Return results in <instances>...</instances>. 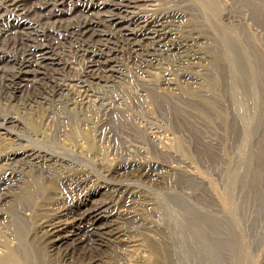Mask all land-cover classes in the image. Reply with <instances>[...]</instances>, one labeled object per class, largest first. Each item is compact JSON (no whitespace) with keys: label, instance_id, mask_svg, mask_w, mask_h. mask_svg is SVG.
<instances>
[{"label":"rangeland","instance_id":"rangeland-1","mask_svg":"<svg viewBox=\"0 0 264 264\" xmlns=\"http://www.w3.org/2000/svg\"><path fill=\"white\" fill-rule=\"evenodd\" d=\"M20 1L29 15L0 0V116L20 123L18 134L28 128L23 146L36 141L93 181L78 192L63 240L51 245L41 223L51 213L40 209L55 198L49 190L63 198L55 207L69 194L47 174L22 170L18 180L42 188L35 213L24 212L29 244L40 239L56 248L52 260L65 253L71 264H156L162 233L181 264H204L191 204L228 215L238 230V218H264V0H142L120 14V0ZM114 14L121 28L151 31L134 52L110 23ZM85 24L96 33L81 36ZM41 49L60 65L40 70L22 96V64ZM92 65L100 69L86 78ZM63 166L59 175L71 167ZM98 209V219L88 216ZM253 227L264 237L263 220ZM97 236L104 240L94 245ZM263 260L264 239L250 264Z\"/></svg>","mask_w":264,"mask_h":264},{"label":"bare ground","instance_id":"bare-ground-1","mask_svg":"<svg viewBox=\"0 0 264 264\" xmlns=\"http://www.w3.org/2000/svg\"><path fill=\"white\" fill-rule=\"evenodd\" d=\"M142 0H120L116 11L120 13H128L135 5ZM7 2V8H11V11L16 14L29 15L30 12L24 11L22 1L20 0H4V4ZM116 14L110 18V23L117 28L116 32L120 34L124 42L130 46L131 51L134 52L135 47L141 41L147 39L146 35L151 34V31H142L136 33L128 28L119 27L120 24L118 19L115 18ZM143 25L142 22H140ZM73 30L74 26L71 27ZM144 29V25L142 27ZM152 33H158L157 26H153ZM81 36L92 35L96 33L95 28L89 24H85L79 31ZM96 35V34H95ZM140 40L138 41V39ZM48 55V56H47ZM33 62H24L22 66L28 69L25 73L28 75L24 80V85H20L19 93L22 96L28 93V89L32 87L33 83L37 81L35 79L39 74L40 70H52L49 65L58 67L59 61L56 60L52 54L46 50L41 49L34 55ZM46 61L49 62L46 63ZM58 61V62H56ZM100 67L92 65L88 66L85 74L86 78L93 77ZM21 75L18 77L20 79ZM10 89L8 87H4ZM3 92V87L0 86V94ZM13 97V95H9ZM23 101V100H22ZM16 120L8 117L0 116V157L5 160V168L0 173V225L4 231L0 234V264H71L68 254L59 255L58 258H53V251H56L54 246H51L47 251L46 244L49 243L54 245L61 242L64 238L62 233L68 232L67 218L70 216L69 212L72 209L74 201L78 200V192L82 189V185L89 186L93 182L90 177L81 179L82 175H78V168L73 162L65 156H62L56 152L48 151L39 143L37 144L28 141L27 146H23L22 142H25L28 135V128H21V132L18 134ZM10 126L6 128V124ZM18 123V122H17ZM9 136H14L15 140L13 146L3 147L2 140ZM6 145V144H4ZM15 146V147H14ZM63 165H69V170L63 172L64 174L59 175L61 167H67ZM30 169L32 173L47 174L51 181L57 185H61L69 194L67 202L61 207H55L63 198L57 195L55 190H49L48 194L53 195L55 198L47 197V201L43 204L40 210L50 212L47 217L44 216L41 221L42 227L47 232L46 244L43 245L40 239H36L34 242L29 244L32 230L28 232V228L32 225V218L29 214L35 213L36 210V199L39 196V192L42 188L37 185L36 182H29L24 184V179L18 180L19 174L22 170ZM64 175V176H63ZM52 182V185H53ZM259 182H257L258 184ZM19 184L18 192H12V189ZM214 185L201 183V187L205 189H212ZM54 187V186H53ZM191 198L197 202L199 198L193 193ZM209 200L214 203L215 198L212 194L208 195ZM257 203V202H256ZM188 211L193 215L192 223L197 231L200 232L201 236L198 237L201 246L198 252L201 253V259L204 264H250L253 256L256 255L261 247L264 237L259 238L254 232L253 225L257 222V219L263 220L261 217H254L253 219L246 220L243 222L242 219L238 218V222L241 224L240 230L231 228L232 219L228 215L222 214L221 216L209 215L205 211H200L191 204ZM101 212L98 210L91 212L88 216L92 219L98 217ZM98 219V218H97ZM197 220L201 224L197 223ZM93 221V220H92ZM95 221V220H94ZM251 222V225H247ZM78 224V219L73 224ZM93 223V222H92ZM74 226V225H71ZM75 227V226H74ZM67 228V230H66ZM75 229V228H73ZM104 229V228H101ZM75 230H69V235L77 236ZM246 237H243V234ZM67 234L66 236L69 237ZM92 235V234H91ZM106 235V234H102ZM264 235V229H263ZM98 238L92 240L94 245L103 243V236H97ZM14 242L12 243V241ZM94 248V246L92 245ZM246 250V252H244ZM58 251V250H57ZM61 252V251H60ZM154 257L156 264H181L177 254L172 250L171 243L164 240L163 234L161 233V242L158 250L151 252ZM58 254V253H56ZM57 257V256H56ZM100 260H98L99 262ZM96 260L91 259V264H95ZM264 264V260L262 262Z\"/></svg>","mask_w":264,"mask_h":264}]
</instances>
